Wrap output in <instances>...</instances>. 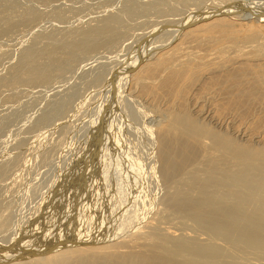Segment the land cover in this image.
Masks as SVG:
<instances>
[{
  "label": "bare ground",
  "instance_id": "6f19581e",
  "mask_svg": "<svg viewBox=\"0 0 264 264\" xmlns=\"http://www.w3.org/2000/svg\"><path fill=\"white\" fill-rule=\"evenodd\" d=\"M24 2L0 0L1 37L44 20L40 3ZM211 3L178 29L168 25L141 56L136 50L125 65L94 71L87 95L68 85L38 114L25 112L30 95L40 100L152 12L172 23L188 3L123 0L94 25L65 21L59 31L50 22L54 30L36 28L32 43L17 45L16 61L0 72V264H264V9ZM59 8L46 17L62 22ZM114 116L120 129L108 127ZM77 156L83 166L72 175ZM88 207L96 221L83 218Z\"/></svg>",
  "mask_w": 264,
  "mask_h": 264
},
{
  "label": "rangeland",
  "instance_id": "374dc122",
  "mask_svg": "<svg viewBox=\"0 0 264 264\" xmlns=\"http://www.w3.org/2000/svg\"><path fill=\"white\" fill-rule=\"evenodd\" d=\"M19 1H21V0H18V4H19L20 6L24 5V4H22V3H23L25 0H24V1L22 0L21 2H19ZM26 1H27V3H26ZM26 1H25L24 3H26V4L29 5V6H30L31 3H32V4L34 3V6H35V7H34V6H33V7H34L35 9H36V5H38V3L41 4V6H39L40 4L37 6V7H38L37 9H38L39 12H40V18H41V17L43 18V16H42L43 14L45 15L44 18H43L44 20H42V19H38L37 22L34 23V24H36V28H37L39 31L41 30V29H39V28L43 27V29H42L41 31H46V32H47V31H51L52 29L54 30V28L56 29V27H57V30L59 29V31H61L62 28L67 27V26H68V28H70V27H72V26H76L77 28H82V27H81L82 25H84V27H85V26L87 27V26L94 25L95 23L98 22V19H99V18L101 19V18L104 17L103 14H105V15L107 16V15L111 14V12L113 13V12H115L116 10L119 11V10L122 8V5H123V0H122V2H120V0H115V3H116V2H117V3L119 2V4L116 3L117 5H115L114 2L111 4V3H110V0H109V2H108V1L106 2V0H104L103 2H101L102 0H101V1L99 0V2H100V3H103L104 5H105V4L107 5V3L109 4V5H107V6L105 5L106 7L103 5L104 8L101 7L102 4H100V3L97 2L98 0H95V1H93V0H89V1H88V0H87L85 3H84L85 0H84V1L81 0V2H80L79 0H76V1H75V0H71V1H70V0H57V1L55 0V1H52V2H50L49 0H47L46 3H45V1L42 2V0H41L40 2H37V1H35V0H34V2H31V1H33V0H31V1L26 0ZM58 1H59V2H58ZM82 1H83V3H82ZM90 1H91V2H90ZM112 1H114V0H111V2H112ZM141 1H144V0H141ZM145 1H148V0H145ZM150 1H153V0H150ZM155 1H156V0H155ZM191 1H192V3H191ZM193 1H194V3H195V0H190V1L187 0L188 8H190V9L187 8V12H186L184 15H182L179 19L176 18L177 21H176V19H175V21L178 22V23H176V22L173 20V21H174V25H172V24H173V21H172V23H171V22H163L164 17L160 16L159 14H158V15H155V14H157V13L152 12L151 15H149V23H151V24H149V23L142 24L143 26L145 25L144 27H142V28H144V29H141V26H142V25L138 26L136 29H135V27H133V29L129 30L130 32H128L127 37L125 36V37L119 42V44L117 45V47H114V48H112V49L102 48V49H100L98 52H96V53L90 55V56L88 57L89 59H88V58H85L84 60L80 61L81 64L79 63V65H77V67L74 68L75 71H73L74 69H73L72 71H71V70H70V71H67L66 74H67V73H69V74H67V75L65 74V78L63 77V79L60 78L58 81H55V83L53 84V86L50 87V92H49V89H48V90L44 89L45 92L42 91L43 94H42V96H40L41 98L39 97L40 100H37V99H35L33 96L30 95V96H29L30 99H29V98L27 99V103H28V104L26 105V110H25V112H26L27 114H28V112L31 113V114H29V115H32V114H35V113L38 114V112L40 111L39 109H40L41 107H44V105L46 104V102H44V100H45V101H49L48 98H49V99L52 98V97H49L50 94H51L50 96H52V95L54 94V92H57V91H64V89H65L68 85L71 86V85H77V84H78V86H79L78 88L80 89V91H82V90L84 89V90L81 92L82 94L84 93L83 96H84V95H87V92H86V91H88V93H90L91 90L93 91V89H94L93 87H90V88H89L88 80H90V79L94 76V73L96 72L97 69L104 68L105 70L108 69V71H109V69L112 70L114 67L119 68V67H121V66H123V65L126 64V63H125V64H122V63H124L125 61L127 62L128 59L130 58V56L133 55L134 53H136V50H137V53H136V54H138V55L141 56V55L144 53V52L141 51V50H144L146 47H147V50H148V45H150V42H149V41H150L151 39L153 40V38H154V39L157 38V37L160 36L161 34H164V33H163V32H164L163 30H165V32H166L167 29L170 30L169 28H171V27H173V26L175 27V29H178L179 24H181L180 22L186 20V18L190 17L193 13H196V14H197L198 12L204 11V9H206L205 6L208 7V5H211V4H212V3H211L212 0H204V1H203V2H204L203 5H201V6L198 5V6H197L196 4H193ZM238 1H239V2H238ZM16 2H17V0H16ZM28 2H29V4H28ZM41 2L43 3V5H42ZM49 2H50V5H49ZM53 2H55V3H57V4L59 3V4H58L59 6H58L57 4H55V3H53ZM68 2H69V3H68ZM72 2L74 3V5H76V3H78V2H80V3L83 4L82 7L84 6L85 8L83 7V9H82V8L78 9L79 6L81 7L80 3H78V4H79L78 8H77V5H78V4H77L76 6L72 5V6H74V9H77V10H76L77 13H74V12H75V11L73 12L74 9H72V7L69 6L70 3L73 4ZM88 2H90V3L92 4V6H91ZM20 3H21V4H20ZM36 3H37V4H36ZM52 3H53V4H52ZM60 3H61V5H60ZM87 3H88V4H87ZM93 3L96 5V7H95V5H94ZM121 3H122V5H121ZM189 3H191V4H189ZM240 3H241V4H240ZM35 4H36V5H35ZM44 4H45V5H44ZM51 4H52V6L55 4V6H53L54 8L57 7V6L60 7V8L62 9L61 11H62L63 13L65 12V14L67 15V17H66V15L64 14L65 17H64V19H62V22H61V20H56V18H55L54 16H53V19L51 18L53 12L56 11V10H58V7H57L56 9L52 8V7H51ZM66 4H67V5H66ZM110 4H111V6H110ZM227 4H229V6L232 5V4H233V6H234V4H235L236 6H239L238 8H232V9H237V10H235V11L242 10L243 8H245L244 6H246V7H250L249 5H251V4H253L254 7L251 6L250 9H251V8H254V9L256 8V9H258V8H260V7H262V8L264 9V6H263V5H264V0H230V1L227 0ZM255 4H256V6H255ZM27 5H26V6H27ZM46 5H47V6H46ZM48 5H49V6H48ZM56 5H57V6H56ZM89 5H90V7H89ZM98 5H99V6H98ZM119 5H120L121 7H120ZM260 5H261V6H260ZM24 6H25V5H24ZM24 6H23V7H24ZM42 6H43V7H42ZM62 6H63L64 8L66 7V11H64L65 9H63ZM86 6H88L89 9H88ZM117 6H118L119 8H118ZM196 6H197V7H196ZM259 6H260V7H259ZM23 7H22V9H23ZM39 7H41V9H39ZM45 7H47L48 9L50 8L49 11H50L51 8H52L53 11H50V12H49L48 10H46ZM70 7H71L72 11L70 10ZM91 7H95L97 10H96L95 8H93V10H92L93 12H91V11H90V10L92 9ZM97 7H98L99 9H98ZM109 7H110V8H109ZM116 7H117V9H116ZM44 8H45V11H46L47 13L44 12V11L42 10V9H44ZM60 8H59V10H60ZM68 8H69V9H68ZM197 8H198V9H197ZM239 8H240V9H239ZM81 9H82V11H81V13H80V15H79V14H78V11L81 10ZM86 9H87V10H86ZM100 9H103V10H101V12L105 10V11H104L105 13L102 12V13L100 14V12H99L100 15H94V14H96V13L98 14V11H100ZM207 9H209V8H207ZM238 9H239V10H238ZM38 10H37V11H38ZM69 10H70V11H69ZM84 10H85V11H88V12H87L88 14H87ZM95 10H96L97 12H94ZM198 10H199V11H198ZM41 11H42V12H41ZM233 11H234V10H233ZM235 11H234V12H235ZM43 12H44V13H43ZM48 12L51 13V14L49 15ZM68 12H69V13H68ZM70 12L73 13V15H75V17H76L77 20H79L80 17L82 18V20H79V22H78L77 20H75V17H74V18L72 17L73 15H72ZM83 12H84V13H83ZM41 13H42V15H41ZM90 13H94V14H93L94 16H92ZM47 14H48V16H51V17H50L51 19H50L49 17H46ZM68 14H69V15H72V16H69ZM76 14H77L78 16H77ZM81 14H82V15H81ZM152 14H153V15H152ZM231 14H232V13H229L228 17L235 16L234 13H233L232 15H231ZM101 15H102V17H101ZM154 15H155V16H154ZM193 15H194V14H193ZM68 16H69V17H68ZM83 16H84L85 18H84ZM86 16H87V17H86ZM99 16H100V17H99ZM157 16H158V17H157ZM45 17H46V18H45ZM78 17H79V18H78ZM95 17H96L97 19H96ZM153 17L156 18V19H154ZM66 18H67V19H66ZM69 18H71L70 20H74L75 22L70 21ZM81 18H80V19H81ZM93 18H95L96 22H94L95 20H94ZM191 18H192V16L190 17V19H191ZM49 19H50V21H49ZM65 19H66V20H65ZM161 19H162V20H161ZM190 19H189V20H190ZM39 20H40V21H39ZM46 20H47L48 22H47ZM52 20H53L54 22L57 21L59 24L56 23V24H57V25H56ZM65 21L68 22L69 25H67L68 23H66ZM76 21H77V22H76ZM155 21H156L157 23H158V22H159V23L161 22V23L158 24V27L156 28V32H155V30H153V31L155 32V33H154L152 30H151V31H152V32H151L150 29H152V28L154 27V24H157V23H155ZM41 22H42V23L45 22V23L42 24ZM50 22H51V23H50ZM64 22L66 23V25L64 24ZM70 22H71V23H70ZM91 22H92V23H91ZM152 22H154V24H153ZM49 23H50V24H49ZM52 23H54L55 26H54ZM60 23H61V24H60ZM62 23H63L65 26H64ZM41 24H42V25H41ZM47 24L53 26L54 28H53V27L51 28V26H50V27L48 28V30H47L46 27L49 26V25L47 26ZM70 24H71V25H70ZM73 24H74V25H73ZM79 24H80V25H79ZM175 24H178V25L175 26ZM40 25H41V26H40ZM43 25H44V26H43ZM59 25H60V26H59ZM61 25H62V27H61ZM77 25H78V26H77ZM164 25H165V26H164ZM168 25L171 26V27H167ZM31 26H32V25H31ZM33 26H35V25H33ZM38 26H39V27H38ZM63 26H64V27H63ZM60 27H61V28H60ZM163 27H164V28H163ZM174 27H173L172 29H174ZM176 27H177V28H176ZM29 28H30V27H29ZM31 28H32V27H31ZM36 28L34 27V28H32L33 30H32V29L29 30V29L26 27L25 31L28 29L26 32L29 33L31 37L29 36V34L26 35V34H27L26 32H23V31H24V28H22L21 30L19 29L20 31L17 30V31H19L18 33H17V31L13 32V34L10 33L11 36H10V34H6V35H4L5 37H7L6 39H5L3 36H2V37L0 36V37H1V42H0V43H2L3 39H5V40H4V41H5V44H4V41H3V43L0 45V51H1V50H7V52H8V50L11 49V51H9V52H11V53H9V52L7 53L9 56H7L6 53H5L4 55H2V56H4V57L0 56V59L2 58V59L0 60V62L5 58V59L3 60L4 62L2 61V63H0V69H1L0 72H1V71L3 72V70H6L7 66H9V64H10L9 62H10V60H11L12 57H14L13 59L16 61V57H18L17 52L19 51V49H21V48H19V47H21L22 45H25V46H26V44L28 45L29 42L32 43V41H33L34 38H35V37H33V31H34V35H35L36 32H38V30H37ZM44 28H45V30H44ZM72 28H73V27H72ZM158 28H159V29H158ZM60 29H61V30H60ZM157 29H158V30H157ZM179 29H180V28H179ZM31 30H32V31H31ZM160 30L162 31V33H161ZM21 31H22V32H21ZM30 31H31V32H30ZM144 31H145V32H144ZM20 32H21V33H20ZM142 32H144V33H142ZM149 32H150V33H149ZM158 32H159V34H158ZM19 33H20V34H24V33H26V34L21 35V37L19 38V37H18V36H20ZM140 33H141V34H140ZM152 33H153V34H152ZM156 33H157V34H156ZM18 34H19V35H18ZM130 34H131V35H130ZM144 34H145V35H144ZM149 34H150V35H149ZM154 34H156V35H154ZM7 35H8L9 37H8ZM12 35L15 36V37L12 38ZM25 35H26L27 37H24V38H25V40H24V38H23L22 36H25ZM138 35L141 36V37H139ZM147 35H149V36H147ZM137 36H138V37H137ZM10 37H11V39L14 40L15 42L17 41L18 44L16 43V44H15L16 46H17V45H18V46L20 45V46H19V47H18V46L16 47L15 45H14L15 47H14V46H10L11 44L13 45V44L15 43L14 41H11V40H10ZM17 37H18V38H17ZM32 37H33V38H32ZM142 37H143V39H142ZM150 37H151V38H150ZM164 37H165V38H166V37L168 38V36H166V35H165ZM2 38H3V39H2ZM28 38H30L31 40L28 39ZM138 38H139V39H138ZM165 38H162V39H165ZM19 39H20V40H19ZM140 39H141V40H140ZM138 40H140V41H138ZM7 41H8V42H7ZM26 41H27V42H26ZM123 41H124V42H123ZM126 41H127V42H126ZM135 41H136L137 43H135ZM141 41H142V42L144 41L143 43H145V44H143ZM145 41H146L147 43H146ZM6 42H7V43H6ZM9 42H10V45H9ZM11 42H12V43H11ZM122 42H123V43H122ZM131 42H132V43H131ZM151 42H152V41H151ZM153 42H155V41H153ZM24 43H25V44H24ZM125 43H126V44H125ZM140 43H141V44H140ZM134 44H135V45H134ZM3 45H4V46H5V45H6V46L8 45V46H7V48H6V47H2L3 49H1V46H3ZM29 45H30V44H29ZM141 45H142V46L144 45V46L142 47ZM146 45H147V46H146ZM9 46H10V47H9ZM120 46H121V47H120ZM122 46H123V47H122ZM13 47H14V48H13ZM22 47H23V46H22ZM135 47H136V48H135ZM9 48H10V49H9ZM12 48H13V50H12ZM16 48H17V49L19 48L18 51H17V52H13L14 49H15V51H16ZM115 48H116V49H115ZM139 48H140V51L143 52V53H141V52L139 51ZM141 48H142V49H141ZM143 48H144V49H143ZM104 49H105V50H104ZM128 49H129V50H128ZM134 50H135V51H134ZM145 50H146V49H145ZM138 51H139V52H138ZM115 52H116V53H115ZM125 52H126V53H125ZM131 52H132V53H131ZM145 52H146V51H145ZM101 53H102V54H101ZM103 53H104V54H103ZM127 53H128V54H127ZM139 53H140V54H139ZM16 54H17V56H16ZM97 54H98V56H96ZM107 54H108V55H107ZM112 54H113V56H112ZM114 54H115L116 56H115ZM136 54H135V55H136ZM11 55H12V56H11ZM13 55H14V56H13ZM94 55L96 56L97 59L95 58ZM120 55H121V56H120ZM138 55H137V56H138ZM5 56H6V57H5ZM100 56H101V57H100ZM109 56H110L111 58H110ZM128 56H129V57H128ZM7 57H8V59H7ZM10 57H11V58H10ZM119 57H120V58H119ZM138 57H139V56H138ZM101 58H103V59H101ZM105 58H106V59H105ZM9 59H10V60H9ZM91 59H92V60H91ZM98 59H99V60H98ZM104 59H105V60H104ZM112 59H114V60H112ZM120 59H121V60H120ZM5 60H6V62L8 61V62H7L8 64L5 62ZM14 60H13V61H14ZM102 60H103V61H102ZM84 61H85V63H84ZM120 61H121V62H120ZM11 62H12V60H11ZM93 62H94V63H93ZM107 62H108V63H107ZM3 63H4V64L6 63V64L4 65ZM87 64H88V65H87ZM99 64H100V67H99ZM81 65H82V66H81ZM86 65H87V66H86ZM90 65H92V66L90 67ZM94 65H95V66H94ZM1 66H2V67H1ZM5 66H6V67H5ZM80 66H81V68H80ZM88 66H89L90 68L93 67V69L91 70ZM105 66H106V67H105ZM3 67H4L5 69H4ZM78 67H79V68H78ZM85 67H86V68H85ZM95 68H96V69H95ZM117 68H116V69H117ZM2 69H3V70H2ZM85 69H86L87 72L85 71ZM81 71L86 72V73H85V74H87V75H86V76H87V80H86V81H85L86 76H84V73L81 72ZM94 71H95V72H94ZM73 73H74V76L72 75ZM81 73H82L83 75H82ZM88 73H89L90 75H89ZM91 73H92V74H91ZM79 74H80L81 76H80ZM78 75H79V76H78ZM82 76H83V77H82ZM88 76H90L91 78L88 77ZM74 77H75V78H74ZM80 77H81V78H80ZM72 78H73V79H72ZM84 78H85V79H84ZM88 78H89V79H88ZM65 79H66V82L64 81ZM77 79H78V80H77ZM80 80H81V81H80ZM77 81H79V82L77 83ZM82 81H83V82H82ZM84 81H85V82H84ZM81 82L84 83V84H82ZM60 83H61V84H60ZM87 83H88V86H87ZM59 84H60V85H59ZM85 84H86V85H85ZM54 85H55V87H54ZM58 85H59V86H58ZM62 85H63V86H62ZM65 85H66V86H65ZM84 85H85V86H84ZM60 86H62V87H60ZM53 87H54V89H53ZM58 87H59V88H58ZM63 87H64V88H63ZM80 87H81V88H80ZM57 88H58L59 90H58ZM91 88H93V89H91ZM56 89H57V90H56ZM85 89H86V90H85ZM88 89H89V90H88ZM110 89H111V87H110ZM55 90H56V91H55ZM46 91H47V92H46ZM84 91H85L86 93H85ZM51 92H52V93H51ZM109 92L111 93V94L109 93V96H111L112 94H114V93H113V92H114V89L112 88V91H109ZM82 94H81V95H82ZM46 95H47V96H46ZM43 97H44V99H43ZM41 99H43V100H41ZM35 100H36L37 104H36V103L34 104ZM79 100H80V99H79ZM79 100H77V101L79 102ZM28 101H29V102H28ZM99 101H100V100H99ZM39 102H40V103H39ZM30 103H31V105H30ZM38 103H39L40 105H39ZM94 103H96V101H95ZM97 103H99V102L97 101ZM43 104H44V105H43ZM32 105H33V106H32ZM28 106H29L30 108H29ZM21 108H22V106H21L19 109H21ZM33 109H34V110H33ZM23 110H24V109H23ZM29 110H30V111H29ZM27 111H28V112H27ZM32 111H34V112L32 113ZM29 115H28V116H29ZM101 118H102V120H101ZM103 118H104V117H100V121H99L100 123H98V124L102 125V123H103V126H105L106 123H104V121H103V120H105V118H104V119H103ZM110 118H111V117H108L109 120L107 119V120H108V124H109L108 127H109L110 124H112V122H113V127H115L116 130H117L118 128L120 129V126H119L120 124H119L117 118H115V116H114L113 120H110ZM111 119H112V118H111ZM102 121H103V122H102ZM26 122H27V121H25L24 123L22 122V123H23V124H27ZM101 122H102V123H101ZM105 122H106V120H105ZM22 123H21V124H22ZM21 124H20V125H21ZM23 124H22L21 126H23ZM98 124H97V126H98ZM98 127H100V128H104V127H102V126H98ZM98 129H99V128H98ZM109 129H110V128H109ZM104 130H105V129H104ZM109 131H110V130H109ZM109 131H108L107 134H110ZM107 134H106V135H107ZM103 135H104V134H103ZM103 135H102V136H103ZM102 139H103V137H102ZM95 142H96V141H95ZM90 144H92V143H90ZM101 144H102V141H99V144H98L97 146L99 147ZM97 146H96V147H97ZM26 147H28V146L26 145ZM26 147H25V148H26ZM96 147H95L94 144L90 147V151L88 150L85 159H83V163L81 162L82 159H81L80 156H77V158L79 157V158H78V162H77V159H75L76 161L73 159V163H74V162H75L74 164H76V163H77V164H81V163H82V164H84V165H85V164H86V165L89 164V163H84V161H86V160L89 158V156L91 155L92 151H95L94 149H95ZM98 147H97V148H98ZM25 148H23V150H24ZM6 152H7V151H6ZM6 152L4 151V154H5ZM75 156H76V155H75ZM79 161H80V162H79ZM88 161H89V160H88ZM88 161H87V162H88ZM82 164H81V165H77V166L74 167L72 175H74V174L79 175V174H80V171H81L82 166H83ZM66 172H69V171H66ZM95 177H96V175H95ZM31 178H32V176H31ZM59 187H60V186H59ZM59 187H58V188H59ZM53 188H54V187H53ZM55 189H56V187H55ZM102 189H103V187H102ZM57 190H58V189H57ZM88 209H89V207L83 212V218H85V219H89V220H91V222L96 221V218H95L94 214L92 213V211H89ZM94 224H96V222H94ZM1 247H2V246H1ZM8 247H10V246H8ZM16 248H19V247H16ZM26 249H27V248H26ZM30 249H32V247H31ZM30 249L28 248L27 250H30ZM1 250H2V249H1ZM3 250H4V249H3ZM6 250H7V249H6ZM6 250H5V251H6ZM18 251H20V250H18ZM20 254H21V253H20ZM20 254L18 253V255H20ZM22 256H23V255H22ZM23 258H24V257H23ZM25 258H26V257H25ZM25 258H24V259H25Z\"/></svg>",
  "mask_w": 264,
  "mask_h": 264
}]
</instances>
